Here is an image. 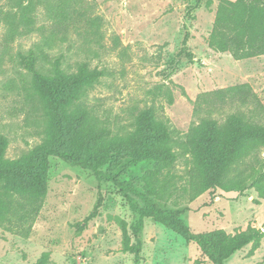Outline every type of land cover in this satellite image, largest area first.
<instances>
[{
    "label": "rangeland",
    "instance_id": "obj_1",
    "mask_svg": "<svg viewBox=\"0 0 264 264\" xmlns=\"http://www.w3.org/2000/svg\"><path fill=\"white\" fill-rule=\"evenodd\" d=\"M59 1L0 0V136L9 141L6 158L16 160L45 139L47 118L22 60L38 48L40 72L51 73L58 58L68 74L83 63L105 72L85 103L116 132L132 129L145 109L169 122L177 133L179 188L171 199L155 200L158 207L180 212L194 233L262 228L264 199L257 204L254 191L245 196L208 192L190 201L182 180L189 161L180 146L198 121L194 108L201 94L248 83L264 103V56L237 61L208 45L219 0H67L79 16L66 40L52 38L51 10ZM31 3L27 25L23 11ZM184 26L191 35L193 62L178 57ZM230 112L226 108L224 113ZM153 170V163L125 161L113 172L120 184L143 191L144 176ZM48 185L39 209L27 219L21 220L20 213L1 220L0 264H37L46 254L47 264H209L195 244L152 218L144 220L139 235L140 259L125 252L124 229L135 244L132 229L138 216L114 182H99L91 171L51 158ZM225 264H264V242L254 253L249 246Z\"/></svg>",
    "mask_w": 264,
    "mask_h": 264
},
{
    "label": "trees",
    "instance_id": "obj_2",
    "mask_svg": "<svg viewBox=\"0 0 264 264\" xmlns=\"http://www.w3.org/2000/svg\"><path fill=\"white\" fill-rule=\"evenodd\" d=\"M33 8L32 3L24 7L23 21L27 25L31 24L28 14ZM51 13L52 38L66 40L79 13L67 0H60ZM184 29L178 57L193 62L191 35L186 26ZM208 45L237 61L264 56V0H219ZM38 58L39 50L35 48L22 60L33 74V89L47 118L45 139L36 149L10 160L6 158L9 141L0 136V222L20 213L19 218L25 220L30 212L39 209L48 193L50 159L59 158L91 171L99 182L106 179L120 187L138 216L132 229L136 243L124 229L123 250L134 254L137 261L142 252L139 235L146 218L195 244L209 264H225L249 246L251 253L262 246L264 224L262 228L249 226L233 234L223 229L194 233L180 219V212L158 207L155 200L171 199L179 188L174 174L179 160L174 143L177 133L169 122L156 119L152 110L145 109L136 117L132 129L116 132L85 103L87 94L105 76L104 71L91 70L83 63L77 73L68 74L62 68V58H58L53 63L54 70L47 74L36 69ZM226 108L232 112L224 113ZM194 114L198 121L191 125L180 146L189 161L182 178L189 200L215 191L240 196L254 191L258 196L255 202L260 204L264 199V103L252 86L244 83L203 93L195 102ZM125 161L128 165L154 164V170L144 176L143 191L131 183L118 182L113 171ZM47 262L48 254L37 264Z\"/></svg>",
    "mask_w": 264,
    "mask_h": 264
}]
</instances>
